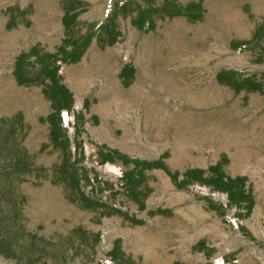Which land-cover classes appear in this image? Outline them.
Returning <instances> with one entry per match:
<instances>
[{
	"label": "rangeland",
	"instance_id": "1",
	"mask_svg": "<svg viewBox=\"0 0 264 264\" xmlns=\"http://www.w3.org/2000/svg\"><path fill=\"white\" fill-rule=\"evenodd\" d=\"M0 264H264V0H0Z\"/></svg>",
	"mask_w": 264,
	"mask_h": 264
}]
</instances>
